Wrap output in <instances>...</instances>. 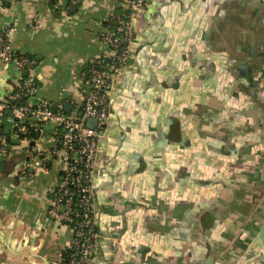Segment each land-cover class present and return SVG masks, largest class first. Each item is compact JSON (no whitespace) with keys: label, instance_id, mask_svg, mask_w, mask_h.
<instances>
[{"label":"crops","instance_id":"obj_1","mask_svg":"<svg viewBox=\"0 0 264 264\" xmlns=\"http://www.w3.org/2000/svg\"><path fill=\"white\" fill-rule=\"evenodd\" d=\"M58 5L0 10V48L37 62L0 58V100L31 83L30 104H81L116 0ZM130 23L92 172L91 264H264V0H147ZM56 131L45 123L33 145L11 132L14 155L0 154V264H63L72 231L46 214Z\"/></svg>","mask_w":264,"mask_h":264},{"label":"built area","instance_id":"obj_2","mask_svg":"<svg viewBox=\"0 0 264 264\" xmlns=\"http://www.w3.org/2000/svg\"><path fill=\"white\" fill-rule=\"evenodd\" d=\"M12 1L14 0H0V10ZM70 1L75 3L77 0ZM116 1H122L131 10L145 5L144 0ZM112 18L121 19L116 15ZM11 30L12 27L7 28L4 35L8 36ZM131 35L130 17L116 25L114 29L104 26L100 38L106 45L108 54L91 61L90 77L85 79L88 90L82 95L81 111L72 107L69 112H65L63 103L55 105L47 100L38 101L36 104L28 102L27 105L21 106L12 104L11 101L24 94L25 88L28 89L29 95L34 93L35 87L31 83H20L17 92H8L5 98L0 100V123L5 120L13 124L17 130V133H14L17 137L19 132L26 134L31 127L41 136L44 124L50 121L57 126L56 142L49 155L60 161L61 169L53 191L55 197L51 198L46 214L50 220L64 224L72 231V239L68 247L69 256L63 264L92 263L98 238L92 172L99 140L109 117L110 84L126 66ZM0 58L14 63L21 71L32 70L37 64L36 59L29 56L17 57L9 50L3 49V46L0 48ZM103 58L112 59V64L106 67ZM52 105L56 106L55 111L51 109ZM6 110L10 113L7 114ZM90 118L95 119L93 126L87 124ZM28 122L29 125H26ZM22 140L29 141L27 138ZM14 151V146L4 138L0 144V154L7 155ZM42 155L40 154V158ZM72 187L77 189L74 190ZM75 195L78 196L77 200Z\"/></svg>","mask_w":264,"mask_h":264},{"label":"trees","instance_id":"obj_3","mask_svg":"<svg viewBox=\"0 0 264 264\" xmlns=\"http://www.w3.org/2000/svg\"><path fill=\"white\" fill-rule=\"evenodd\" d=\"M147 0H144V2L146 3ZM59 0H49V6L54 10V12H57L58 9H59ZM7 5V4H6ZM130 12H131V8L128 6V5H125L122 1H116V9L114 11V15L120 17L121 19L120 20H116V19H113L112 17L114 15H112L110 18H108L106 21L103 22V25L104 26H107L108 28L110 29H114V27L116 25H119L121 24L122 22L126 21L129 19L130 17ZM17 57H20V56H29L31 57L30 55H26V54H17L15 55ZM33 58V57H32ZM104 61H103V64L108 67L109 65L112 64L113 60L110 59V58H103ZM92 67V64L91 62L87 63L84 68H83V73H84V77L85 79L89 78L90 77V73H89V70L90 68ZM18 89H15L14 92H17ZM28 97H29V92H28V89L25 88L24 89V94L23 95H20L18 98H16L15 100L11 101L12 104L14 105H17V106H21V105H27L28 104ZM65 102V101H64ZM66 102H69V101H66ZM71 103V102H70ZM82 105H83V102H81V104L79 105H73V107L75 109H78L79 111L82 110ZM7 111V110H6ZM5 111V112H6ZM7 113V112H6ZM10 113V112H9ZM26 125H29V122L26 123ZM10 128H5V126L3 125V123L0 124V133L1 135L5 138V140L10 144V145H13V142L11 140V136H10V133L12 132L13 134L14 133H17V130L16 128L13 127L12 130H9ZM39 132L36 130H34L33 127H31L29 129V131L24 134V133H21L19 132L18 133V138L19 139H24V138H27L29 140V142H32V141H35L38 137H39ZM8 156H12L14 155V153H8L7 154ZM74 190H76L77 188L76 187H72ZM55 197V193L52 192L51 194V198H54ZM75 199L77 200L78 199V196L75 195ZM76 219H78L76 217ZM69 252L70 250L67 248V250L64 252V255H63V263L67 260L68 256H69Z\"/></svg>","mask_w":264,"mask_h":264},{"label":"water","instance_id":"obj_4","mask_svg":"<svg viewBox=\"0 0 264 264\" xmlns=\"http://www.w3.org/2000/svg\"><path fill=\"white\" fill-rule=\"evenodd\" d=\"M22 74L23 75H26L27 72L26 71H23ZM71 108H72V106H71V104L69 102H65L64 103L63 110L65 112H69L71 110ZM51 109L53 111H55L56 110V106L55 105H52L51 106ZM6 112H7V114H9V110H7ZM87 124L89 126H93L95 124V119H93V118L88 119ZM33 144H34V142H31V145H33ZM258 236H259V239H260L262 245L264 246V223L259 227Z\"/></svg>","mask_w":264,"mask_h":264}]
</instances>
